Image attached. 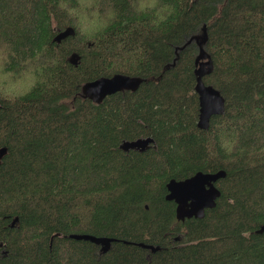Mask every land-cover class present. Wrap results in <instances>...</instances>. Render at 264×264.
I'll return each mask as SVG.
<instances>
[{
	"label": "trees",
	"instance_id": "16d2710c",
	"mask_svg": "<svg viewBox=\"0 0 264 264\" xmlns=\"http://www.w3.org/2000/svg\"><path fill=\"white\" fill-rule=\"evenodd\" d=\"M204 26V81L226 99L207 129ZM0 45L1 74L36 75L17 93L0 82V264H264V0H0ZM118 72L147 80L83 96ZM146 136L154 146L121 147ZM220 169L216 206L178 220L166 183Z\"/></svg>",
	"mask_w": 264,
	"mask_h": 264
},
{
	"label": "water",
	"instance_id": "95a60500",
	"mask_svg": "<svg viewBox=\"0 0 264 264\" xmlns=\"http://www.w3.org/2000/svg\"><path fill=\"white\" fill-rule=\"evenodd\" d=\"M202 30L203 33L200 35V39L198 36L195 37L199 51L195 58L196 67L194 72L196 75L195 90L199 97L197 125L207 129L210 126L211 118L214 115L224 112L226 99L218 88L204 81V75L213 70V60L211 54L205 47L208 39L206 27L204 26ZM74 33V27L67 26L60 30L53 39L57 43H60L64 38ZM192 39H189L187 43L192 41ZM187 43L183 44L181 49L185 48ZM68 59L72 64L78 65L80 55L77 52H73ZM146 80L147 78L145 77L118 72L111 76H100L84 82L81 86V92L84 97L100 103L106 96L117 91H134ZM153 141L154 139L151 136L140 137L134 140H125L121 147L124 150L131 148L144 150ZM6 151L7 148L5 146L0 148V160ZM224 176H226V171L220 169L216 172L196 171L194 174L183 179L171 178L166 183L167 193L165 198L176 202L177 218L184 220L185 218L191 217H204L206 209L214 207L216 205V199L221 195V189L216 185V182ZM18 221V216H15L11 221V225L14 226ZM256 232H264V224ZM70 237L90 240L96 238L88 233H71Z\"/></svg>",
	"mask_w": 264,
	"mask_h": 264
},
{
	"label": "rangeland",
	"instance_id": "374dc122",
	"mask_svg": "<svg viewBox=\"0 0 264 264\" xmlns=\"http://www.w3.org/2000/svg\"><path fill=\"white\" fill-rule=\"evenodd\" d=\"M92 3L93 0H84L85 5H91ZM6 55H7L6 48L0 45V70H2L1 66L3 64ZM31 69H32V64H30L29 68L24 72L22 76H17L13 73H10L13 76L8 75L5 77L4 74L0 73V82L5 86V88L11 91L10 93L21 92L24 91L25 89L27 90L33 84L36 78V75H33L31 73ZM2 71L5 73L4 70Z\"/></svg>",
	"mask_w": 264,
	"mask_h": 264
},
{
	"label": "flooded vegetation",
	"instance_id": "af4514ba",
	"mask_svg": "<svg viewBox=\"0 0 264 264\" xmlns=\"http://www.w3.org/2000/svg\"><path fill=\"white\" fill-rule=\"evenodd\" d=\"M150 146H154V144L151 143V144L149 145V147H150ZM149 147H147V148H149ZM132 149H133V150H138V149H135V148H131V149H129V151L132 150ZM126 151H128V150H126ZM172 201H173V200H172ZM173 202H174V201H173ZM174 204H175V206H174L175 216H176V218H177V215H176V203L174 202ZM191 218H192V217H191ZM195 218H197V217H195ZM177 219H178V218H177ZM185 219H186V218H185ZM185 219H184V220H185ZM178 220H181V219H178ZM184 220H182V221H184ZM11 221H12V220H11ZM261 225H262V224H261ZM261 225H260V226H261ZM10 226H12V225H11V222H10ZM174 240L179 241V240H181V239H179V237H177V238H174ZM2 252H3L4 254L7 253L6 250H2Z\"/></svg>",
	"mask_w": 264,
	"mask_h": 264
},
{
	"label": "bare ground",
	"instance_id": "6f19581e",
	"mask_svg": "<svg viewBox=\"0 0 264 264\" xmlns=\"http://www.w3.org/2000/svg\"><path fill=\"white\" fill-rule=\"evenodd\" d=\"M182 179H183V178H182ZM217 199H218V198H217ZM217 199H216V203H217ZM173 201H174V200H173ZM174 202H175V201H174ZM175 203H176V202H175ZM215 206H216V205H215ZM212 208H213V207H212ZM207 209H208V208H207ZM207 209H206V210H207Z\"/></svg>",
	"mask_w": 264,
	"mask_h": 264
},
{
	"label": "clouds",
	"instance_id": "9594fccd",
	"mask_svg": "<svg viewBox=\"0 0 264 264\" xmlns=\"http://www.w3.org/2000/svg\"><path fill=\"white\" fill-rule=\"evenodd\" d=\"M105 27L107 26V25H104Z\"/></svg>",
	"mask_w": 264,
	"mask_h": 264
}]
</instances>
